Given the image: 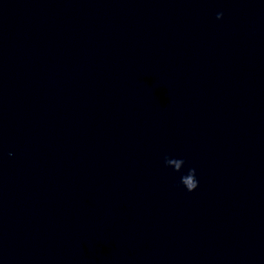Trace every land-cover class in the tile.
<instances>
[{
	"label": "clouds",
	"instance_id": "clouds-1",
	"mask_svg": "<svg viewBox=\"0 0 264 264\" xmlns=\"http://www.w3.org/2000/svg\"><path fill=\"white\" fill-rule=\"evenodd\" d=\"M223 13H217V19H222ZM11 155V153H9ZM164 163L166 166H169L174 169L175 172H181L182 167L185 164L183 159H174L168 156L164 157ZM180 183L186 188L188 192H192L198 187V180L196 178V169L189 168L187 174L181 175Z\"/></svg>",
	"mask_w": 264,
	"mask_h": 264
}]
</instances>
